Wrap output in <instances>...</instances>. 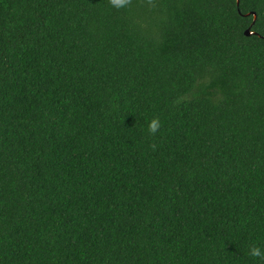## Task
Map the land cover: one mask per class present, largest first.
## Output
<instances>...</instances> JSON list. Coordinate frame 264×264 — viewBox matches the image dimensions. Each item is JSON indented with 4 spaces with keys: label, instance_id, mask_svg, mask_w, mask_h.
<instances>
[{
    "label": "trees",
    "instance_id": "trees-1",
    "mask_svg": "<svg viewBox=\"0 0 264 264\" xmlns=\"http://www.w3.org/2000/svg\"><path fill=\"white\" fill-rule=\"evenodd\" d=\"M154 2L0 0V264H264V0Z\"/></svg>",
    "mask_w": 264,
    "mask_h": 264
},
{
    "label": "clouds",
    "instance_id": "clouds-1",
    "mask_svg": "<svg viewBox=\"0 0 264 264\" xmlns=\"http://www.w3.org/2000/svg\"><path fill=\"white\" fill-rule=\"evenodd\" d=\"M131 2L132 0H108L109 5L117 10L122 9V8H127L128 6L131 5ZM144 2L149 6V8L156 7L154 0H144ZM161 126L162 125H161V121L159 117L153 118L148 124L149 134L155 135L159 131ZM151 147L153 148V150H155L156 145L153 144L151 145ZM248 254L253 257L264 259V252H262L259 247H255V246L250 247Z\"/></svg>",
    "mask_w": 264,
    "mask_h": 264
},
{
    "label": "water",
    "instance_id": "water-1",
    "mask_svg": "<svg viewBox=\"0 0 264 264\" xmlns=\"http://www.w3.org/2000/svg\"><path fill=\"white\" fill-rule=\"evenodd\" d=\"M238 6H240V0H238ZM239 13L241 14V11L239 10ZM251 15H254V17H255V21H254V24H255V22L257 21V14L256 13H250V14H248L247 16H251ZM246 36H248V37H251V36H254V35H256L255 33H253L252 31H251V29H248L247 31H246Z\"/></svg>",
    "mask_w": 264,
    "mask_h": 264
}]
</instances>
